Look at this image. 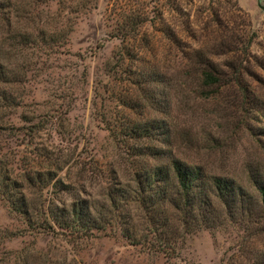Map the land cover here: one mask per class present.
<instances>
[{"label":"rangeland","instance_id":"obj_1","mask_svg":"<svg viewBox=\"0 0 264 264\" xmlns=\"http://www.w3.org/2000/svg\"><path fill=\"white\" fill-rule=\"evenodd\" d=\"M64 1L59 5L66 8H61L73 11L64 22L73 30L51 53L34 54L41 62L12 89L24 97L20 107L0 105V165L21 179L28 165L45 172L52 163L63 164L57 177L70 172L88 185L91 199H102L104 169L113 163L122 176L128 170L129 148L116 132L125 122L141 119L124 104H145L144 93L133 85L143 71L151 76L159 105L146 108L142 118L165 120L174 140L181 141L180 156L205 164L214 174L225 170L252 191L248 160L264 151L257 136L240 126L246 106L236 104L237 85L223 82L222 93L231 95L233 104H189L191 90L181 89V94L175 87L191 81L175 60L184 56L181 49L224 67L237 57H250L246 85L264 102V10L259 5L264 0ZM55 18L51 28L63 25L61 17ZM17 19L18 25L26 21ZM135 23L138 29L131 32ZM161 104H168V115L160 111ZM52 117L58 122L52 123ZM263 119L252 125L255 130ZM210 132L232 137L234 146L213 151L205 141ZM32 191L29 198L38 205L51 197ZM227 219L231 226L190 235L177 257L168 259L119 232L33 230L0 196V264H255L264 255V233Z\"/></svg>","mask_w":264,"mask_h":264},{"label":"trees","instance_id":"obj_2","mask_svg":"<svg viewBox=\"0 0 264 264\" xmlns=\"http://www.w3.org/2000/svg\"><path fill=\"white\" fill-rule=\"evenodd\" d=\"M62 2L66 5L64 0H0V105L7 104L15 110L20 107L24 97L12 89L21 85L23 78L41 62L34 60V54L51 53L73 30V26L66 25L68 14L73 11L62 9L66 8L59 5ZM19 17L26 20L23 25L17 24ZM55 17H61L63 25L51 28L50 21ZM136 29L137 23L131 32ZM181 51L184 56L175 60V67L182 68L183 75L191 82L175 87L177 93L190 89L188 98L192 103L189 104H233L231 95L222 93L223 82L237 85L236 104L246 106L241 110L240 126L257 136L258 147L264 151V124L260 121L262 126H258V130L252 126L264 117V102L246 85L248 74L244 73L250 57H237L224 67L209 58L195 57L193 52ZM149 81L151 76L141 71L133 82L134 87L144 93L145 104H124L141 119L125 122L116 132L122 135L129 148V166L125 176L113 163L104 169L107 184L102 199H91L93 193L88 191V185L70 172L66 173V179L57 177L63 164L52 163L45 172L36 171V164L31 168L28 165L21 179L0 165V196L5 198L10 211L29 228L41 232L56 228L73 233L81 231L86 235L95 231L119 232L130 243L168 259L177 257L190 235L231 226L227 218L230 223L246 224L264 233V152L248 160L250 175L247 181L252 191L225 170L214 174L205 164L180 156L177 147L181 141L176 136L174 140L168 122L142 118L146 108H155L157 104V95L151 91ZM162 94L167 91L163 90ZM167 105L161 104L160 111L165 115ZM53 122L57 123L58 118L52 117ZM205 139L215 152L224 153V149L234 146L232 137L215 132H210ZM33 189L43 194L50 192L51 197L46 195L38 205L29 198L30 193L34 194ZM62 194H68L69 199L64 200ZM261 256L255 264H264V255Z\"/></svg>","mask_w":264,"mask_h":264},{"label":"water","instance_id":"obj_3","mask_svg":"<svg viewBox=\"0 0 264 264\" xmlns=\"http://www.w3.org/2000/svg\"><path fill=\"white\" fill-rule=\"evenodd\" d=\"M259 5L264 10V4L261 1L259 2Z\"/></svg>","mask_w":264,"mask_h":264}]
</instances>
